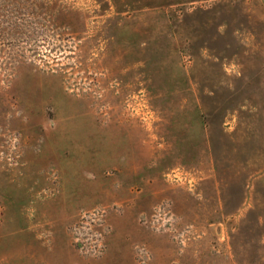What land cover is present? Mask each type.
Wrapping results in <instances>:
<instances>
[{
	"label": "rangeland",
	"instance_id": "rangeland-1",
	"mask_svg": "<svg viewBox=\"0 0 264 264\" xmlns=\"http://www.w3.org/2000/svg\"><path fill=\"white\" fill-rule=\"evenodd\" d=\"M0 264H264V0H0Z\"/></svg>",
	"mask_w": 264,
	"mask_h": 264
}]
</instances>
